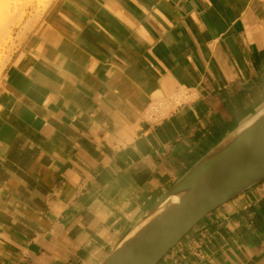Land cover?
Masks as SVG:
<instances>
[{"label":"crops","instance_id":"0c3cea01","mask_svg":"<svg viewBox=\"0 0 264 264\" xmlns=\"http://www.w3.org/2000/svg\"><path fill=\"white\" fill-rule=\"evenodd\" d=\"M0 76V264H99L264 105V0H49ZM157 264H264V179Z\"/></svg>","mask_w":264,"mask_h":264},{"label":"water","instance_id":"95a60500","mask_svg":"<svg viewBox=\"0 0 264 264\" xmlns=\"http://www.w3.org/2000/svg\"><path fill=\"white\" fill-rule=\"evenodd\" d=\"M264 179V105L201 157L99 264H157L202 219Z\"/></svg>","mask_w":264,"mask_h":264},{"label":"rangeland","instance_id":"374dc122","mask_svg":"<svg viewBox=\"0 0 264 264\" xmlns=\"http://www.w3.org/2000/svg\"><path fill=\"white\" fill-rule=\"evenodd\" d=\"M49 0H9L11 8L3 15L8 22L10 32L0 36V76L9 59V42L12 29L25 17L28 12L35 8H44Z\"/></svg>","mask_w":264,"mask_h":264},{"label":"bare ground","instance_id":"6f19581e","mask_svg":"<svg viewBox=\"0 0 264 264\" xmlns=\"http://www.w3.org/2000/svg\"><path fill=\"white\" fill-rule=\"evenodd\" d=\"M11 4L9 0H0V36L9 33V25L6 20H4L3 15L9 11Z\"/></svg>","mask_w":264,"mask_h":264}]
</instances>
